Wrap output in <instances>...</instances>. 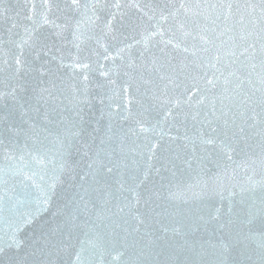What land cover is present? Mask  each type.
<instances>
[{"label":"snow or ice","instance_id":"6c2138e0","mask_svg":"<svg viewBox=\"0 0 264 264\" xmlns=\"http://www.w3.org/2000/svg\"><path fill=\"white\" fill-rule=\"evenodd\" d=\"M22 2L27 8L23 19L28 23L22 25L16 41L15 74L21 68L31 70L23 58L25 49L36 59L41 54L48 57L40 66L38 87L33 89L36 99L47 104L64 94L76 119L49 144L33 134L37 147L25 144L16 158L13 175L31 180L40 195L34 213L21 214L20 223L7 239L0 235V264L5 257L7 264H33L28 255L42 251L37 248L21 255L25 240L19 237L51 211L60 195L57 187L63 188L72 167L70 149L81 135L77 120L82 119L84 105L90 103V86L107 95L109 109L113 103L120 106L115 114L107 112L108 139L114 118L129 122L127 129L122 128L121 145L132 136L140 140L143 135V143L136 148L141 149V155L147 152L149 168L164 140L165 127L183 126L187 130L191 122L196 134L179 138L185 150L192 145L187 159L182 160L189 169L192 161L201 170L208 162L218 168L233 161L238 150L250 147L259 148L257 159L264 169V0ZM0 56H4L3 47ZM6 63V57L0 59V65ZM252 140L255 144L249 143ZM173 156L182 159L180 153ZM257 159H252L254 166ZM94 163L90 160L86 167L92 169ZM3 172L0 167V183ZM49 172L53 173L51 183H36L37 176L43 182ZM259 185L264 188V174ZM194 187L203 193L209 186L188 185V189ZM199 195L193 192V196ZM59 214L57 211L53 217ZM251 219L252 214L249 223ZM38 227L48 234L56 230L48 220Z\"/></svg>","mask_w":264,"mask_h":264},{"label":"water","instance_id":"95a60500","mask_svg":"<svg viewBox=\"0 0 264 264\" xmlns=\"http://www.w3.org/2000/svg\"><path fill=\"white\" fill-rule=\"evenodd\" d=\"M0 9L4 10L0 13V47L4 49L0 59H7L0 65V167L4 169L0 235L7 239L21 214L34 213L40 195L31 180L13 175L16 158L25 144L37 147L33 134L49 144L76 118L64 94L47 104L36 99L33 89L38 87L39 69L48 57L41 54L36 59L25 49L23 58L31 70L21 68L15 74L16 41L22 25L28 23L23 19L27 8L22 0H2ZM89 99L82 119L77 120L81 135L72 141V167L63 188L57 187L60 195L51 211L23 230L21 255L41 249L28 255L33 264H264V188L259 185L264 169L257 159L259 148L238 150L233 161L218 168L208 162L201 170L192 161L189 169L182 160L187 159L192 145L185 150L179 139L196 134L189 122L187 130L165 127L164 140L149 168L147 152L141 155L136 148L143 143V135L140 140L132 136L121 145L122 128L127 129L129 122L114 118L108 139L107 112L115 114L120 106L113 103L109 109L107 95L91 86ZM249 143L255 144V140ZM173 153H180L182 159H175ZM252 159H257L255 166ZM90 160L95 161L92 169L86 167ZM52 175L49 172L43 182L37 176L36 183H51ZM197 184L209 187L203 193L200 187L188 189ZM170 192L176 195L170 196ZM193 192L200 195L193 196ZM57 211L60 214L54 218ZM43 220L56 230L42 233L38 226Z\"/></svg>","mask_w":264,"mask_h":264}]
</instances>
